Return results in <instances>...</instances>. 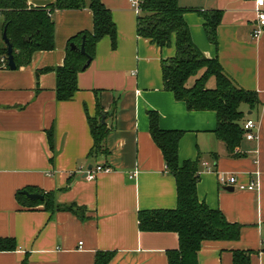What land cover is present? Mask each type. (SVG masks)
<instances>
[{"label": "crops", "instance_id": "0c3cea01", "mask_svg": "<svg viewBox=\"0 0 264 264\" xmlns=\"http://www.w3.org/2000/svg\"><path fill=\"white\" fill-rule=\"evenodd\" d=\"M54 1L27 3L41 7ZM101 2L115 24V45L109 36L97 42L94 58L77 74L71 99L57 100L54 68L63 64L68 39L92 30L88 8L55 10L54 48L35 51L18 68L0 66V238L16 244L0 250V264H96L99 252L101 260L110 255L106 264H167V250L178 247L177 233L138 226L140 210L177 204L174 178L149 132V111L158 114L161 129L183 132L181 162L200 156L199 200L242 226L236 240L203 241L198 264H233L237 249L251 251L250 264H264V28L253 37L254 1L178 0L194 44L259 99L255 108L246 109L247 118L257 122V138L243 137L236 155L215 136L214 111L189 110L164 88L161 60L174 56L173 43L161 48L139 36L137 11L129 0ZM213 10L221 11L216 45L207 39L201 16ZM214 84L212 77L207 85ZM97 104L100 122L105 114L108 153L96 162H106L110 170L89 179L85 171L94 163L88 156L93 144L88 119L97 117ZM51 128L53 149L47 137ZM219 174L256 186L224 185ZM26 188L53 191L58 204L84 208V218L19 201L17 192Z\"/></svg>", "mask_w": 264, "mask_h": 264}, {"label": "trees", "instance_id": "16d2710c", "mask_svg": "<svg viewBox=\"0 0 264 264\" xmlns=\"http://www.w3.org/2000/svg\"><path fill=\"white\" fill-rule=\"evenodd\" d=\"M88 8L92 12L91 31H81L68 39L63 64L54 68L56 74L55 93L57 100H69L77 87V74L84 68L88 59L94 58L97 42L109 36L115 45L116 28L111 12L101 0H55L46 6L34 7L27 0H0V66L5 64L6 36L12 45L15 67L30 62L35 51L51 50L55 46L53 13L55 10ZM185 9L178 0H140L137 12V34L148 38L159 47L172 43L174 56L162 59V77L166 90L173 93L176 100L183 101L189 110H212L216 115L215 136L220 139L229 153L236 155L235 149L244 137L242 127L247 118L246 109L255 108L259 99L256 92L240 87L222 68L217 58L203 55L191 38L190 30L184 18ZM207 39L216 45V29L221 20V11L201 12ZM85 37V54L71 48V43L79 46ZM1 58L4 60L1 61ZM39 71L37 70V75ZM196 76L192 84L188 80ZM214 78L213 87L207 85ZM97 117L89 118L93 139L88 156L95 165L108 167L106 162L98 163L99 156H106L105 138L108 129L100 122V110L97 104ZM99 112V113H98ZM149 132L155 144L160 148L165 170L176 185L177 204L173 209L140 210L138 226L141 231H172L178 235V247L167 250V264H198V252L206 240H236L240 236L241 225L228 221L218 208L209 207L199 200L196 190L201 170L200 156L194 160L180 161L178 144L183 134L180 130H165L159 127V117L149 111ZM51 149L54 148L53 129L47 132ZM28 191L43 195L42 200L29 201L18 191L19 201L28 204H43L45 210L53 213L57 210H71L84 218V208L75 204H58L53 191L43 192L26 188ZM16 248L12 238H0V250ZM249 250H234L233 264H250ZM97 253L96 264H106L110 255L101 260Z\"/></svg>", "mask_w": 264, "mask_h": 264}, {"label": "built area", "instance_id": "2783aa9c", "mask_svg": "<svg viewBox=\"0 0 264 264\" xmlns=\"http://www.w3.org/2000/svg\"><path fill=\"white\" fill-rule=\"evenodd\" d=\"M133 8L138 12L140 10V0H129ZM254 1V13H255V26L252 30V35L254 38H258L264 28V0H253ZM4 59L1 58V61ZM244 130V138L247 140H255L257 138V122L252 118H246L242 124ZM206 164L205 162L203 163ZM109 167H102L100 165L91 166L90 169L85 171V177L92 179L100 171H108ZM219 181L224 185H236L239 189H253L255 188V183L251 182L247 185L236 183V177L231 175L225 177L219 174ZM264 245V239L262 241Z\"/></svg>", "mask_w": 264, "mask_h": 264}, {"label": "water", "instance_id": "95a60500", "mask_svg": "<svg viewBox=\"0 0 264 264\" xmlns=\"http://www.w3.org/2000/svg\"><path fill=\"white\" fill-rule=\"evenodd\" d=\"M2 39L5 42L6 47H7V50H6L7 64L11 69H14L15 63H14L13 54H12L13 49H12L11 43L9 42V39L6 36L5 28H4L3 33H2ZM84 39H85V37L83 36L79 46L75 45L74 43H71V48L78 49L80 51V53L85 54V48H84V41L85 40ZM89 63H90V59L87 60V62L84 65V68L86 66H88ZM248 113H251V111H248ZM104 118H105V114L103 112H101V123L104 122ZM90 168H91V165H89L87 169H90ZM229 188L233 189V186H231ZM22 193L25 194L31 200H42L43 199V195L40 193H31V192H28L26 190L22 191Z\"/></svg>", "mask_w": 264, "mask_h": 264}]
</instances>
